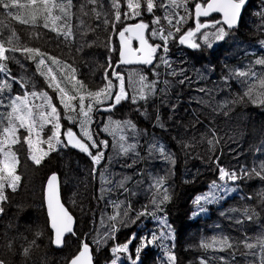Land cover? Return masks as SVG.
I'll return each mask as SVG.
<instances>
[{
	"label": "snow or ice",
	"instance_id": "6c2138e0",
	"mask_svg": "<svg viewBox=\"0 0 264 264\" xmlns=\"http://www.w3.org/2000/svg\"><path fill=\"white\" fill-rule=\"evenodd\" d=\"M0 17V264H48L41 249L63 250L69 240L63 264H145L149 248L159 251L152 264H183L168 216L173 145L185 158H206L217 174L191 201L190 218L215 208L238 233L214 223V234L185 247L201 252L187 264H264V126L248 149L251 164H221V125L238 106L264 108V0H0ZM9 21L25 26L24 35ZM229 44L241 53L237 64L203 56ZM173 89L191 90L183 115ZM141 117L151 135L138 127ZM205 144L200 157L195 150ZM69 152L89 163L87 210L52 170L41 184L43 222L31 221L15 199L28 162L39 169ZM156 164L162 168L146 167ZM183 175L194 184L200 172ZM229 199L236 203L224 208ZM148 218L154 229L120 242L123 230Z\"/></svg>",
	"mask_w": 264,
	"mask_h": 264
},
{
	"label": "trees",
	"instance_id": "16d2710c",
	"mask_svg": "<svg viewBox=\"0 0 264 264\" xmlns=\"http://www.w3.org/2000/svg\"><path fill=\"white\" fill-rule=\"evenodd\" d=\"M257 2L258 0H252L253 5H255ZM9 23H11L16 28V30L21 33V35H24L25 26H21L14 21H9ZM51 35L52 34H49V39H51ZM48 45L55 46L54 43ZM197 56H199V53H192L191 51L187 53V57H191L193 59H195ZM203 56L206 58L211 56V58L216 63L227 62L229 64H237L241 61V53L238 52L236 47L232 44L223 45L221 48H218L215 53L210 54L208 51H205L203 53ZM203 62L204 61H201V63ZM196 66L199 67L200 64H197ZM84 71L86 72L87 69H84ZM213 79H215V77H213ZM178 92L180 112L183 115L184 109L188 107L187 98L192 93L189 89H173L169 93V98L173 102L176 101ZM157 103H159V101H157ZM205 114L201 115V119H204ZM133 118L135 119V115H133ZM137 123L138 127L147 128L149 131V135H151L153 129L149 126L147 121H145L141 117L139 118ZM262 126H264V108L254 106H238L234 110L233 119L221 125V134H226L225 142L221 146L223 151V154L221 155L222 166L231 168L237 167L238 165L244 163L251 164L252 154L250 152H247L246 155V151L244 150V148L247 146V144H250L251 146L253 143L257 142L260 139V131ZM156 132L157 135H164L159 130H156ZM228 137H232L233 139H228ZM143 142L144 139L141 138V143ZM173 151H177L178 156L177 175L173 177V180L171 181L175 195L172 204L169 205L168 216L170 223H172L174 228L178 230L177 248L180 252L183 264H187L189 259L198 257L199 255H201V252L191 250L185 252V247L198 243L201 234L205 236L214 234L216 231V229L213 228L214 223H219L225 232H228L232 235H237L238 233L236 231V228L232 225V222L225 217H220L218 215V211L215 208L210 209L211 215L209 218H190L189 213L193 209L191 201L195 198L196 195H199L202 192L206 191L208 184L213 179H216V170L213 166L210 165L206 158H185L183 153L179 152L175 145H173ZM195 151L199 153L200 157H205L207 152V145H200ZM238 152L241 153V155L238 156ZM219 154L220 153L217 152V155ZM62 155L66 156V158L63 159L62 165L67 170L65 173H60L63 177L66 178L65 182L68 189H70L67 194H70L72 196L74 192L78 191L80 193L79 199L83 200L85 209L87 210L89 206L90 194L94 190L92 186H89L87 188L85 187V185L88 184V160L82 155H77L75 152H69ZM146 167L153 168L154 170H160L162 168V165H146ZM117 168H120V166H117L116 169ZM42 169H40L38 172H40ZM61 169L65 170L63 167H61ZM113 170L115 171V168ZM186 170L192 174L196 173V171L199 170L200 175L198 176L194 184H184L182 182L184 179L183 174ZM38 172L36 175L33 174V176L31 177V189L28 191L27 196L19 197L16 201L27 206L25 215L28 219L42 224L43 216L39 209L41 189L39 179H35V176L38 175ZM161 174H163L162 171ZM249 185L253 188L257 186L256 182H249ZM140 199L143 200V197H140ZM234 203H236V201L229 199L223 205V207L226 208L230 204ZM92 206H95V202H92ZM75 213L78 217H80V214H82L79 208L75 209ZM148 219L149 229H154L156 227L155 223L150 218ZM20 222L23 224L25 222V219L22 218ZM87 227H89L88 223L85 228ZM246 227L249 226L246 225ZM256 227V225H251L249 228L250 233L254 232L256 230ZM145 229L146 227H144V230ZM44 244L47 245V234L45 235ZM68 245L69 246L63 250L45 246L41 249L39 255L44 256L46 253L48 264H63V257L68 255L74 247L73 240H69ZM158 255V249L149 248L146 254H142V258L144 259L145 264H152V261ZM239 259L242 258L238 256V260Z\"/></svg>",
	"mask_w": 264,
	"mask_h": 264
},
{
	"label": "rangeland",
	"instance_id": "374dc122",
	"mask_svg": "<svg viewBox=\"0 0 264 264\" xmlns=\"http://www.w3.org/2000/svg\"><path fill=\"white\" fill-rule=\"evenodd\" d=\"M47 39H49L47 37ZM42 47H48V48H55L54 45H48V44H44L42 42ZM250 143V142H249ZM250 144H247V146L244 148V150L246 151V155ZM21 156H24V150H21ZM66 156L62 155V156H58L56 158L51 159L50 162L46 161L45 162V166L40 167L39 169H36L35 166L31 165V162L29 161V167L25 170V175L23 177V181H22V185L20 190L18 191V193L15 195V199L17 200L19 197H25L27 196L28 191L31 189V177L33 176V174H37V172L42 169L40 172H38V175L35 176V179H39V184H40V189H41V184L42 181L44 180V177L52 170H58L61 173H65L67 169H65V167L62 165L63 159H65ZM117 166H120L118 163L115 164L113 166V169L115 168V171H120V168H117ZM61 167H63L65 170L61 169ZM40 173V174H39ZM42 173V175H41ZM42 176V177H41ZM98 187V186H97ZM68 196H71L70 194H67ZM81 220H82V224L84 227L87 226L88 223V217L84 216L83 214H80ZM149 219H143L142 221H138L136 225H132L129 228L123 230V232L120 234L119 236V240L120 242H123L125 240V238L127 236H129L131 233L135 232L137 234V236L144 234L147 230H149ZM144 227H146V229L144 230ZM107 254V253H105Z\"/></svg>",
	"mask_w": 264,
	"mask_h": 264
},
{
	"label": "water",
	"instance_id": "95a60500",
	"mask_svg": "<svg viewBox=\"0 0 264 264\" xmlns=\"http://www.w3.org/2000/svg\"><path fill=\"white\" fill-rule=\"evenodd\" d=\"M56 249V248H55ZM59 250V249H58Z\"/></svg>",
	"mask_w": 264,
	"mask_h": 264
}]
</instances>
